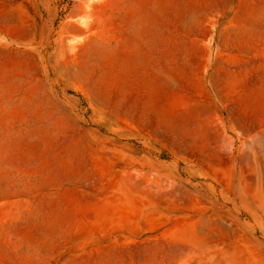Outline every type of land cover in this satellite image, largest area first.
Masks as SVG:
<instances>
[{
	"label": "rangeland",
	"instance_id": "1",
	"mask_svg": "<svg viewBox=\"0 0 264 264\" xmlns=\"http://www.w3.org/2000/svg\"><path fill=\"white\" fill-rule=\"evenodd\" d=\"M1 19L0 264H264V0Z\"/></svg>",
	"mask_w": 264,
	"mask_h": 264
},
{
	"label": "crops",
	"instance_id": "2",
	"mask_svg": "<svg viewBox=\"0 0 264 264\" xmlns=\"http://www.w3.org/2000/svg\"><path fill=\"white\" fill-rule=\"evenodd\" d=\"M20 18H22L21 15H20ZM22 19H23V18H22ZM10 23H11V22H10ZM0 24L3 25V26H6V25L9 24V21H8L7 19H5V20L1 19Z\"/></svg>",
	"mask_w": 264,
	"mask_h": 264
},
{
	"label": "bare ground",
	"instance_id": "3",
	"mask_svg": "<svg viewBox=\"0 0 264 264\" xmlns=\"http://www.w3.org/2000/svg\"><path fill=\"white\" fill-rule=\"evenodd\" d=\"M79 22H80L81 24H84V23H85L84 19H82V18H81V20L79 19Z\"/></svg>",
	"mask_w": 264,
	"mask_h": 264
}]
</instances>
